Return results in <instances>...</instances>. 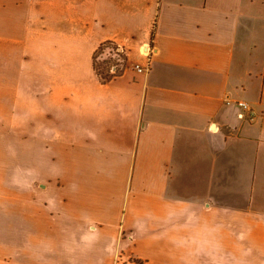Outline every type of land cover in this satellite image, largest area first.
<instances>
[{"label": "crops", "instance_id": "1", "mask_svg": "<svg viewBox=\"0 0 264 264\" xmlns=\"http://www.w3.org/2000/svg\"><path fill=\"white\" fill-rule=\"evenodd\" d=\"M118 256L264 264V0H0V264Z\"/></svg>", "mask_w": 264, "mask_h": 264}, {"label": "built area", "instance_id": "2", "mask_svg": "<svg viewBox=\"0 0 264 264\" xmlns=\"http://www.w3.org/2000/svg\"><path fill=\"white\" fill-rule=\"evenodd\" d=\"M127 69L125 49L113 42L106 43L102 54H100L94 62L96 76L102 83L111 81ZM134 69L140 73L148 72L149 65L146 67L135 66ZM237 105L240 109L238 113L239 119L252 121L256 117V112L247 102L239 101ZM131 263L136 264L134 260H132Z\"/></svg>", "mask_w": 264, "mask_h": 264}, {"label": "trees", "instance_id": "3", "mask_svg": "<svg viewBox=\"0 0 264 264\" xmlns=\"http://www.w3.org/2000/svg\"><path fill=\"white\" fill-rule=\"evenodd\" d=\"M106 43H107V42L102 43V44L96 49V51L94 52V55H93V63L96 61V58H97L100 54H102V52H103V48H104V46L106 45ZM134 262H135L136 264H141V261H140V260H134Z\"/></svg>", "mask_w": 264, "mask_h": 264}, {"label": "rangeland", "instance_id": "4", "mask_svg": "<svg viewBox=\"0 0 264 264\" xmlns=\"http://www.w3.org/2000/svg\"><path fill=\"white\" fill-rule=\"evenodd\" d=\"M132 260H133L132 258L129 259V258H123L121 256H118L116 258L115 264H132L131 263Z\"/></svg>", "mask_w": 264, "mask_h": 264}]
</instances>
